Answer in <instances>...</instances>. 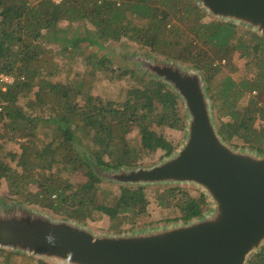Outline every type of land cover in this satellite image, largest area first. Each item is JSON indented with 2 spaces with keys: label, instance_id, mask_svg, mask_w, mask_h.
Here are the masks:
<instances>
[{
  "label": "trees",
  "instance_id": "1",
  "mask_svg": "<svg viewBox=\"0 0 264 264\" xmlns=\"http://www.w3.org/2000/svg\"><path fill=\"white\" fill-rule=\"evenodd\" d=\"M205 16L194 0H0V76L13 80L0 81V187L6 184L9 202L77 224L106 217L118 232L126 224L152 225L143 187L115 184L103 174L135 169L148 154L169 158L175 147L165 131L186 127L180 98L156 78L125 70L117 77L128 75L123 97L94 96L108 73L105 57L92 54L84 72L55 82L54 46L87 43L99 51L105 42L127 39L201 72L221 140L264 155V127L257 128L264 124V36L228 22L204 23ZM72 24L83 31L63 37L67 31L59 27ZM234 53L249 59L245 77L232 76ZM15 144L18 152L5 149ZM75 175L83 181L73 185ZM157 193L169 223L200 218L208 207L202 192L192 197L177 186ZM0 264L49 263L0 249ZM246 264H264V245Z\"/></svg>",
  "mask_w": 264,
  "mask_h": 264
},
{
  "label": "water",
  "instance_id": "2",
  "mask_svg": "<svg viewBox=\"0 0 264 264\" xmlns=\"http://www.w3.org/2000/svg\"><path fill=\"white\" fill-rule=\"evenodd\" d=\"M217 19L264 36V0H194ZM188 112L181 150L152 169L103 174L114 183L189 182L213 204L187 223L127 235H94L82 224L28 211L0 212V248L58 264H246L264 245V155L229 148L215 130L197 73L146 63Z\"/></svg>",
  "mask_w": 264,
  "mask_h": 264
},
{
  "label": "rangeland",
  "instance_id": "3",
  "mask_svg": "<svg viewBox=\"0 0 264 264\" xmlns=\"http://www.w3.org/2000/svg\"><path fill=\"white\" fill-rule=\"evenodd\" d=\"M213 21L225 22L223 20L217 19L216 17L206 12V16L202 19V22L209 23ZM174 23L177 24L178 27H180V29L185 30V27L182 24H178L175 21ZM235 26L240 28L241 31L247 30L251 33L262 36L258 34L256 31H253L242 25L235 24ZM59 28L67 31V33L65 34L62 33L63 37H67V38H71L74 34L76 35L77 31H80V30L81 32L83 31V28H81L80 24L63 25ZM63 45H65V43ZM59 47L60 46L53 47L56 54H58L56 60L60 65L59 66L60 70L58 74L54 77V81L59 82V83H64L68 79H72L76 74H80L84 72L86 70L85 62L90 56H92V54H96L100 58L102 57L106 58L105 66L108 69V73L100 76V80L96 84L95 89L93 91L94 96L104 98V99L109 98L113 100L115 99L119 100L118 99L119 97H123L125 95L124 91L125 89H127L126 79L128 78V75L124 74L123 79L120 81L117 79L119 73H123L125 70H129L139 75L141 74L142 76L151 77L155 79L156 77H154L151 73H149V71L145 68V64L153 63V62H157V63L167 62L164 57H159L157 56V54L152 53L146 49H143L139 47L136 43H133L127 39H122L118 42H114V41L105 42L103 44V48L99 51L97 47L89 46L87 43L80 45L79 48H72L69 45L68 46L69 48H67L66 50L60 49ZM223 62L224 61H222L221 64H223ZM247 62H249L248 58L239 59L238 53L232 54V56L230 57V63L233 64L236 68V72L232 73V76L234 79L245 77L247 75L248 70L246 69V65H245ZM167 63H172V62H167ZM176 65H179V63ZM179 66L185 70H188L185 65H179ZM111 72H112V76L110 74ZM191 72L197 73L200 76L202 85L204 86L203 89H204L205 85L203 82L202 73L199 71H193V70ZM182 112L186 116L185 126H187L188 112L185 110L183 103H182ZM211 116L215 124V130L218 134V129L220 125H219V122L216 121L213 111L211 113ZM261 126L264 127V124L263 125H261L260 123L257 124L258 129L261 128ZM164 135L175 147V151L173 155L170 156L171 158L175 156L185 144L186 130H184V132H181V133L176 132V131L166 130ZM24 140H21V142H23ZM227 146L231 148L229 145ZM10 148L14 152H18V145L15 144V145L5 146V149H10ZM166 160H168V158L166 157L163 158L161 152H157L155 154H150V155L148 154L145 156L143 160L139 162V166L136 168L137 169L138 168L139 169H152L160 165ZM71 180H72L73 185L81 183L83 181L81 178H79L76 175L75 177H72ZM115 184H119V183H115ZM126 185H129V184H126ZM139 186L143 187L142 190L144 191L146 199L149 202L147 209H148V215L150 217V222H152V225L141 226L140 222H137L134 227H131V225L126 224L121 228L122 231L118 232L117 230L111 229L110 228L111 221L108 218L103 217L99 221L88 222V224H82V226L88 229L94 235H119V234L127 235V234L139 233V232H146L150 230H157L165 226H169L172 223H169L167 221L169 219L168 210L159 208L157 206L156 201H155V193L167 187H177V186L181 187L192 197H195L200 192L203 193V191L199 187L189 182H155V183H150V184H142ZM7 196L8 194L6 190V184L2 183L0 187V212L2 213L3 211H13L15 209H19V211H24V212L28 211L29 213L30 212L39 213L53 220H58V221L64 220L62 217L60 216L58 217L54 215L53 213H51L49 210L41 209L37 206L35 207L26 206L24 204L18 205V204L9 202ZM206 199H207L208 207L204 214L208 213L210 211V208H212L213 206V204L211 203L210 199L207 198V196H206ZM0 249H3V248H0ZM3 250L10 251L9 249H3ZM33 258L39 259L37 257H33ZM42 261L47 262L49 264H58L56 262H52L48 260H42Z\"/></svg>",
  "mask_w": 264,
  "mask_h": 264
},
{
  "label": "built area",
  "instance_id": "4",
  "mask_svg": "<svg viewBox=\"0 0 264 264\" xmlns=\"http://www.w3.org/2000/svg\"><path fill=\"white\" fill-rule=\"evenodd\" d=\"M54 4H60L62 0H51ZM0 81L6 84H11L12 83V78L6 77V76H0Z\"/></svg>",
  "mask_w": 264,
  "mask_h": 264
},
{
  "label": "clouds",
  "instance_id": "5",
  "mask_svg": "<svg viewBox=\"0 0 264 264\" xmlns=\"http://www.w3.org/2000/svg\"><path fill=\"white\" fill-rule=\"evenodd\" d=\"M63 1V0H62ZM52 2V1H51ZM53 3V2H52ZM54 4V3H53ZM55 5H58V4H55Z\"/></svg>",
  "mask_w": 264,
  "mask_h": 264
}]
</instances>
